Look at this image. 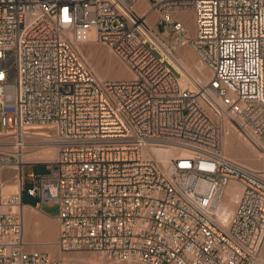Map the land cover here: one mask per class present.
Masks as SVG:
<instances>
[{
    "label": "built area",
    "instance_id": "1",
    "mask_svg": "<svg viewBox=\"0 0 264 264\" xmlns=\"http://www.w3.org/2000/svg\"><path fill=\"white\" fill-rule=\"evenodd\" d=\"M89 42L132 77L100 78L80 49ZM184 47L195 72L170 60ZM0 118V264H66L83 250L118 263H260L264 169L222 144L235 133L264 158V0H0ZM47 143L52 161L24 160ZM37 164L49 172H26ZM44 205L59 208L60 257L26 238V209Z\"/></svg>",
    "mask_w": 264,
    "mask_h": 264
},
{
    "label": "rangeland",
    "instance_id": "2",
    "mask_svg": "<svg viewBox=\"0 0 264 264\" xmlns=\"http://www.w3.org/2000/svg\"><path fill=\"white\" fill-rule=\"evenodd\" d=\"M147 7L148 6L143 2L138 4V8L140 10H144ZM159 17H160V15L158 12L151 13L149 16L150 23L154 26L155 25L157 26V23L159 21ZM179 18L181 20H183L185 22V24L189 27L190 32L194 31V28H195L194 14L191 10H186V11L181 12L179 14ZM89 43L82 44L80 46V48H81V52L83 53L84 57L86 58V60L90 64V66L94 69L96 74L100 75L102 73H105L107 71L106 69H107L108 61H110V65L112 68H111V70H109L106 73L108 75V77H102V78L129 79L132 77V72L128 69V67L126 65H122V64L118 63L116 61V60H118L117 57H115L113 55V53L105 45H99L96 42H94V43L92 42V44H89ZM100 46L107 48L109 50V52L111 53V55L116 60L113 59L112 57H110L105 51H103ZM185 48H187V47L178 49L175 52L176 55L177 56H184L186 59H192L193 55H195L196 59L194 60V64L199 63V58L197 57V55L193 51L191 52V51H189V49H185ZM195 71H196V68H195ZM1 130H3V126H2L1 118H0V131ZM226 139L227 140L229 139V142L232 144L231 148L227 146L225 149V152L228 155H230L231 157H233L235 159H238L240 161L248 163L254 167H257L259 169H264V158L261 157L260 150H258V148H254V150H253L252 147L251 146L249 147V144H247V140H246V144L243 143L244 139L235 135V133H231L230 135H227L226 137H224L223 145H224V141ZM223 145H222V149H223ZM237 148L241 151V153H240V151L237 150ZM33 170L36 174H46L49 172V169L46 165H40V164H37L34 166H28L26 172L28 173V172L33 171ZM15 184L16 183L8 184V185H10V186H7L8 191H9V189H11L12 191H15V189H16ZM29 186H30V184L28 183L27 187H29ZM23 202L25 204L33 205V204H35L36 199L31 197L27 192H24ZM224 207H227V208L228 207H235V204L231 198L226 197ZM43 209L52 216H56L59 213V208L57 206L44 205ZM33 212H34V214L38 215V212L35 211L34 209H33ZM31 219L32 218L28 219L29 223H30ZM33 220H34V222H37L35 217H33ZM57 220H58V224H59V228H60V221H59V219H57ZM39 227H40V224L37 223V224L32 226V228L29 230V232H35L36 233L40 230ZM55 241L56 240H54V242ZM44 242H46V241L35 242V243H40V244L34 245L33 249L41 250L38 246H45L42 244ZM50 245L51 246L47 245L45 251L53 254L54 257H60L61 254H60L59 250L56 247H53L52 244H50ZM65 256H66V259L64 258V260H65L66 264H141V263H137V262L118 263V262L111 261V260L107 259L103 254H101L99 252H95V251H91V250L74 251V252H70V253L66 254Z\"/></svg>",
    "mask_w": 264,
    "mask_h": 264
},
{
    "label": "bare ground",
    "instance_id": "3",
    "mask_svg": "<svg viewBox=\"0 0 264 264\" xmlns=\"http://www.w3.org/2000/svg\"><path fill=\"white\" fill-rule=\"evenodd\" d=\"M141 11H143V12L148 11V7L146 9H144V10H141ZM150 14L151 13H148V20H150L149 19ZM89 44H92V42H90ZM185 49H188V48H185ZM195 59H196L195 55H193L192 59H186L184 56H177V55H174V56H172L170 58V60L183 72H184V70L181 68V66L183 68H185L186 70L190 71V72H195V68L197 69L200 66V61H199V63H197V64L195 63L194 64V60ZM111 68L112 67L110 65V61H108L107 69H106L107 71L105 73L100 74V75L98 74V76L100 78L108 77V75L106 73L109 70H111ZM42 134L48 135L49 132L48 131H43ZM235 135L239 136L238 134H235ZM243 142L246 143V140H243ZM247 144H249V147L251 146L253 150H254V148H257L256 145H254L251 142L249 143V141H247ZM227 146L230 147V148L232 147V144L229 142V139L228 140L226 139L224 141V145H223V150L224 151H225ZM237 150L240 151L238 148H237ZM240 153H241V151H240ZM55 156H56V147H55V145L51 144V143L50 144L47 143V144H43L41 147L36 148V149L32 150L31 152H29L26 155V157L24 158V160L25 161H29V162H32V161H52L55 158ZM10 183H14V182H6L5 191L7 193L18 192V185L17 184H15V186H16L15 191H12L11 189H9V191H8L7 186H10V185H8ZM228 193L234 194V197H235L234 198V202H237V200L239 198L240 191H239V189H238L236 184L230 185V187L228 188ZM37 223L38 222H34L33 217H32V219H31L29 224L26 222V219H25V232L29 231L32 228V226L37 224ZM49 243L53 244L54 242H52V241L50 242L49 241ZM51 255H53V254H51ZM64 258L66 259V256H64ZM263 258H264V247L262 249V254L260 256V263L259 264H264V259Z\"/></svg>",
    "mask_w": 264,
    "mask_h": 264
},
{
    "label": "crops",
    "instance_id": "4",
    "mask_svg": "<svg viewBox=\"0 0 264 264\" xmlns=\"http://www.w3.org/2000/svg\"><path fill=\"white\" fill-rule=\"evenodd\" d=\"M102 45V44H99ZM103 51H105L110 57L115 59L107 48L100 46ZM191 52L192 50L187 47ZM100 56V55H99ZM118 59V58H117ZM116 60V59H115ZM118 63L125 65L121 60H116ZM120 61V62H119ZM245 143V142H243ZM246 144V143H245ZM35 217L37 222L40 224V230L38 232H26V238L35 243V242H54L57 240L60 234V228L58 224V214L56 216L50 215L43 208L41 212H38V215L34 214L33 209L28 207L26 209V222L29 224L28 219ZM42 251H45L47 246H38Z\"/></svg>",
    "mask_w": 264,
    "mask_h": 264
}]
</instances>
